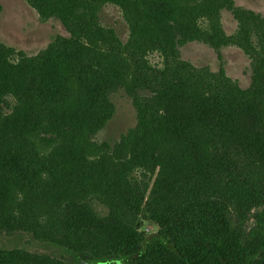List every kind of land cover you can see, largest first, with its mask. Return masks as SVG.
Returning a JSON list of instances; mask_svg holds the SVG:
<instances>
[{
	"label": "trees",
	"instance_id": "trees-1",
	"mask_svg": "<svg viewBox=\"0 0 264 264\" xmlns=\"http://www.w3.org/2000/svg\"><path fill=\"white\" fill-rule=\"evenodd\" d=\"M40 2L56 7L49 16L66 26L71 23L74 33L70 39L54 41L62 54L45 58V79L34 71L14 77L16 70L5 71L8 61L0 51V219L18 220V228L30 225L19 224L21 218L11 213L16 208L21 216L32 215L37 203L32 200L26 205L20 198L28 201L41 196V191L44 195L47 186L59 190L66 185L64 193L70 190L87 200L96 193L86 189V183L91 182L90 188L101 179L107 194L115 197L116 188H108L105 180L110 174L105 171L107 175L99 173L95 178L85 164L78 135L105 155L127 152L126 161L148 144L153 164L159 167V181L144 204L149 219L161 230L144 238L134 225H124L116 211L102 217L91 201L72 204L76 236L96 240L100 251L104 246L96 258H83L78 249L61 244L76 257V264H264V67L260 74L253 70L251 86L242 89L222 67L218 72L197 69L181 62L179 54L180 46L198 42L216 50L221 59L220 50L235 44L220 20V11H237L233 0ZM108 5L123 13L129 27L126 42L111 28L100 26L93 32L85 27L98 22ZM240 12L235 16L244 29L241 39L247 47L242 48L264 57V20ZM201 18L207 26L202 30L197 25ZM80 34L91 39L108 35L113 49L105 55L110 58L94 67L89 51L83 56ZM252 34L257 36V46L250 41ZM147 51L159 52L163 68L147 64L143 59ZM80 66L93 77L80 75ZM120 89L132 100L137 125L114 144L99 143L95 137L114 115L110 96ZM12 123L17 126L8 135ZM42 123L47 124L40 132L45 139L64 141L51 158L37 154L24 140ZM123 163L119 167L124 178L146 192L147 163ZM100 196L105 198L103 193ZM252 209L255 226L246 233L244 224ZM13 255L0 248V264H16ZM33 264L55 262L43 257Z\"/></svg>",
	"mask_w": 264,
	"mask_h": 264
},
{
	"label": "rangeland",
	"instance_id": "rangeland-1",
	"mask_svg": "<svg viewBox=\"0 0 264 264\" xmlns=\"http://www.w3.org/2000/svg\"><path fill=\"white\" fill-rule=\"evenodd\" d=\"M233 2L234 8L238 12L241 11V15L249 16V13H252L264 20V0H233ZM53 9L57 8H50L47 4L41 3L40 0H0V51L7 57L8 62L3 65L6 72L9 73L12 69H15L14 77H18L20 73L26 75L34 71V74L36 73L41 79H45L43 70L45 58L48 56L58 57V54H62V51L54 46V41L58 37L70 39L74 33L71 23L66 26L58 17L49 16ZM236 12L233 13V11L227 9L220 11L223 30L226 36L234 38L235 43L220 50L221 59L216 50L198 42L180 46L179 54L181 62H187L197 69L207 67L211 72H218L222 67L226 77L233 84H237L242 89H247L252 84L253 70L259 74L262 73L264 57H258L252 50L247 48L245 51L242 48L243 46L247 47V45L242 42L244 29L241 28L238 18L235 16ZM132 14L134 12L131 11ZM205 20V18H201L197 22L201 30L207 27ZM66 22H70V20L67 18ZM98 22L94 20L90 22L91 24L86 23L85 27L93 32L97 30L96 27L100 26L105 29L106 27L111 28L121 41H127L129 27L119 8L113 5L102 8ZM81 24H83V21ZM245 27L249 28L250 26L246 25ZM257 27H260V24ZM94 37L91 39L83 34L77 35L78 41L84 43L83 56L89 51L90 61L96 67L97 61L110 58V55L105 54L113 47L108 35L98 36L96 39ZM256 38V34H252L250 41L254 46H257ZM237 41L241 45H238ZM147 53L143 57L147 64L149 63L153 68H163V59L159 52L151 53L147 51ZM77 69L80 75L93 77L86 67L80 66ZM110 99L114 105V115L95 137V140L99 143L109 142L114 144L120 140L122 135L137 125L136 110L131 98L124 90L120 89L113 92ZM102 113L105 115L108 111L104 109ZM95 123H99V121ZM155 125L158 128V122ZM16 126L12 123L8 135L13 133ZM46 126V123H42L39 129L30 132L24 140L37 154L44 158H51L63 147L64 141L60 144L45 139V136L41 135L40 132L45 131ZM77 137L80 140L79 143L82 144L80 146L81 152L86 155L84 162L88 167H91L95 178L99 173L102 177L107 175L105 171L110 174V179L107 175L105 180L108 188H116L115 197H110L107 194V189L102 186L101 179H98L90 188L91 182L86 183L88 186L86 189L96 193V196L88 197L87 200H81V195L75 196L70 190L64 193L67 188L66 185H63L59 190L55 186L53 188L47 186L44 195L41 191V196H32L28 201L20 198L26 205L32 200L37 203V211H32V215L28 213L26 216H21L16 208L11 213L17 219L18 217L21 218L19 224L25 221L30 225H25V228H18V220L13 221L7 217L0 219L2 223L0 225L3 226L0 228V248L14 254L13 260L16 264H33L34 261L43 257L49 258L55 264H76V257L68 253L61 244L78 249L83 258H96L100 255L104 249L102 244V250L100 251L97 249L96 240L90 242L85 236H76V230H74L76 223L71 217L70 206L72 204L82 206L84 201H91L92 208L102 217H108L112 211L118 212L122 223L124 225H134L136 231L144 238L151 237L161 230L156 222L149 219L144 204V201L149 199L150 193L154 190V183L159 181V167L153 164L151 159L153 152L149 145L147 144L141 148L139 155L126 161L125 159L129 155L127 152L120 153L119 151L116 154L105 155L97 148H91L81 135ZM137 161L147 163L145 170H143L149 183L146 192L142 191L143 188H140L141 191L136 190L134 185L124 178L121 173L122 168L119 167L123 162L124 166L127 163L132 164ZM102 193L105 198L100 196ZM46 194L48 195L45 196ZM162 204H165V202H162ZM254 213L255 209H252L247 214L244 224L246 233H249L255 226ZM30 227L32 228L29 229ZM23 256L29 257L25 258ZM107 263L112 264L111 262L99 261L89 264Z\"/></svg>",
	"mask_w": 264,
	"mask_h": 264
}]
</instances>
